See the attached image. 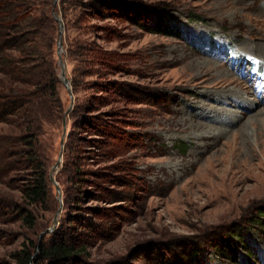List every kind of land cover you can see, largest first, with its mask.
Listing matches in <instances>:
<instances>
[{
	"label": "rangeland",
	"instance_id": "1",
	"mask_svg": "<svg viewBox=\"0 0 264 264\" xmlns=\"http://www.w3.org/2000/svg\"><path fill=\"white\" fill-rule=\"evenodd\" d=\"M52 12L61 110L37 135L49 198L33 210L27 172L0 179V264L60 241L69 264H264V0Z\"/></svg>",
	"mask_w": 264,
	"mask_h": 264
},
{
	"label": "trees",
	"instance_id": "2",
	"mask_svg": "<svg viewBox=\"0 0 264 264\" xmlns=\"http://www.w3.org/2000/svg\"><path fill=\"white\" fill-rule=\"evenodd\" d=\"M53 2L0 0V123L10 129L0 132V179L11 171L27 172L29 180L21 191L33 210L49 198L46 164L37 139L42 133L40 121L54 118L61 110ZM15 210L19 220L33 227V213ZM225 243L219 244L223 250ZM35 248L34 242L24 245L12 259L17 264H69L76 257L74 246L65 241L42 247L38 261L33 259Z\"/></svg>",
	"mask_w": 264,
	"mask_h": 264
},
{
	"label": "bare ground",
	"instance_id": "3",
	"mask_svg": "<svg viewBox=\"0 0 264 264\" xmlns=\"http://www.w3.org/2000/svg\"><path fill=\"white\" fill-rule=\"evenodd\" d=\"M230 84H232L233 82H229ZM242 89H244V88H242V87H240L239 86V88H238V90H242ZM228 100L229 101H227V102H229V103H231V101H233V100H242V101H244V102H246V103H249V100H247L246 98H244V97H241L240 96V93L239 92H237V91H231V93H230V95L228 96Z\"/></svg>",
	"mask_w": 264,
	"mask_h": 264
},
{
	"label": "water",
	"instance_id": "4",
	"mask_svg": "<svg viewBox=\"0 0 264 264\" xmlns=\"http://www.w3.org/2000/svg\"><path fill=\"white\" fill-rule=\"evenodd\" d=\"M61 35H62V33L60 34V36H61ZM63 77L65 78V74H63ZM65 85H68V84H67V81L65 82Z\"/></svg>",
	"mask_w": 264,
	"mask_h": 264
}]
</instances>
